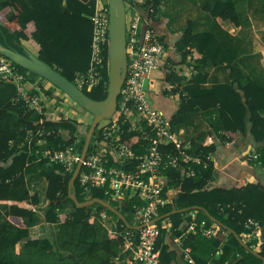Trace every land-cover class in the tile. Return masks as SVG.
I'll return each instance as SVG.
<instances>
[{
    "label": "trees",
    "instance_id": "1",
    "mask_svg": "<svg viewBox=\"0 0 264 264\" xmlns=\"http://www.w3.org/2000/svg\"><path fill=\"white\" fill-rule=\"evenodd\" d=\"M96 1H0V42L9 49L22 52L21 45L24 41L33 48L40 60L74 82L78 73H87L92 68L93 23L88 16L94 14ZM159 1L152 0L147 6L151 5L157 12ZM246 4L247 0L216 1L212 5H204L203 10L213 17L231 22L235 27L245 29L250 27ZM163 45L167 51L166 45ZM174 48L180 56L181 64L190 60L196 69L197 66L204 67L208 60L214 59L217 42L211 33L194 34L192 23L188 22ZM102 56V66L96 76L98 81L89 88H81L86 96L95 101L103 100L107 93L108 41L103 43ZM173 65L170 61H165L164 66L162 65L163 82L172 86L171 93H179V107L168 121L171 130L176 132L175 127L184 123L185 116L189 113H214L218 115L225 132L221 145L230 147L244 136L249 124V132L254 142H262V147L257 149L255 158L250 163L259 164L263 170L264 87L245 75L240 68L227 66L225 69L230 82L202 88L201 85L207 82L208 74L198 72L179 88L175 86H178L180 77L171 67ZM18 70L24 72L21 68ZM15 94L13 85H0V204L8 206L6 219L0 223V264H112L115 259L127 257L130 250L124 237L127 233L137 234L136 230L126 227L122 220L98 204L75 207L68 199V182L72 173H65L61 163L44 159L40 151H37L39 148L36 143L42 138L51 152L64 151L76 137L85 136L89 125L72 119L50 120L44 116V109L39 113L36 107L22 100L15 101ZM118 125L117 134L121 142L135 156L143 154L149 142L143 140L140 133L130 130L127 122L119 120ZM41 126L50 130V133L40 137L37 131ZM63 131L68 134L67 139L62 136ZM105 142L100 128L96 129L93 146L99 148ZM217 146L210 134L200 135L196 140L191 139L187 146L181 144L179 149L173 143L158 146L163 154L170 153L178 158L187 155L191 159L187 163L180 162L177 168L160 169L165 177L163 196L168 202L158 209L157 215H164L173 209H188L165 219L170 223V230L166 232L162 229L155 245L159 250L160 264L183 263V254L181 256L177 251L171 250L165 240L169 235H181L183 226L186 225L187 229L194 222L187 217L193 211L192 208H201L214 219L212 221L202 211H197V224L204 221L205 228L216 229L210 238L203 237L198 229L183 238L182 248L190 249L194 264H207L219 250L221 254L218 264H261L259 258L244 249L234 235L219 224L242 237L252 231L246 225L248 220L256 221L262 232L263 241L259 247L260 255L264 257V183L259 180V176L263 178L264 173L257 172L254 182L244 184L238 180L229 187L213 185L211 176ZM193 159L200 162H193ZM137 164L138 161L134 160L125 164L124 168L130 169ZM190 172L192 176H187L186 173ZM32 174L38 175L46 183L44 196L48 205L44 220L46 223L59 225L57 238L60 252L54 249L52 238L30 237L27 224L33 221V208L40 202L39 194H30L26 188L25 180ZM169 191L176 192L171 200L168 199ZM74 192L79 202L91 198L107 200L104 189L91 188L85 193L77 179ZM67 202L71 203L73 211L58 212L57 210L64 209ZM110 205L119 211L130 210L128 202H110ZM94 207L96 213L93 215ZM102 211L116 219L114 230H109L101 221ZM163 220L155 224L160 227ZM221 231L227 233L224 241L218 237ZM49 236L51 237L50 233ZM258 240L246 241V244L251 248L259 243Z\"/></svg>",
    "mask_w": 264,
    "mask_h": 264
},
{
    "label": "built area",
    "instance_id": "2",
    "mask_svg": "<svg viewBox=\"0 0 264 264\" xmlns=\"http://www.w3.org/2000/svg\"><path fill=\"white\" fill-rule=\"evenodd\" d=\"M151 1L124 0L127 68L118 98L117 111L107 125L100 127V132L106 142L96 148L93 146L94 135L92 136L93 139H91L77 176L78 183L85 193L91 188H102L107 197L106 202L109 204L110 202L130 204L129 213L135 224L144 226L136 230L137 234L127 233L124 238L134 260L140 264H160L159 250L155 246L156 241L162 229L169 230L155 223L150 224L158 209L168 202L163 196L165 177L160 173V169L177 168L180 162L187 163L191 160L187 155L178 158L170 153L163 154L158 150L160 144L173 143L179 149L181 143L176 132L171 130L163 113L154 109L147 97L146 85L152 73L161 70L166 53V48L160 42L155 30L139 12V9H148L144 11L154 16L156 14L154 8L151 5L147 6V3ZM88 18L93 23L92 68L87 73H78L75 76L74 84L80 89L89 88L98 81L96 76L103 62V43L108 41L107 3H99L97 0L95 12ZM30 75L29 71H19L13 62L0 54V85H13L16 93L15 101L22 100L42 113L45 105V99L42 97L44 93L40 86L30 82ZM45 116L48 119L51 117ZM119 120L127 122L130 130L140 133L141 138L149 142V146L140 156H135L121 142L117 134ZM152 133L154 136H151ZM43 157L51 162L61 163L64 171L71 173L79 160L80 153L77 155L67 150L58 152L48 150L43 153ZM134 160L138 161L137 166L130 169L124 168L125 164ZM192 161L200 162L198 159ZM186 175L192 176L191 172ZM100 217L104 222L107 215L101 213ZM187 217L194 221L187 227L188 233H195L198 229L204 237L210 238L214 235L215 229L205 228L204 221L196 223L197 211L190 212ZM246 225L252 228V231L249 235H243L244 239L247 242L259 239V224L248 220ZM184 253L185 259L191 262L190 251L184 249Z\"/></svg>",
    "mask_w": 264,
    "mask_h": 264
},
{
    "label": "crops",
    "instance_id": "3",
    "mask_svg": "<svg viewBox=\"0 0 264 264\" xmlns=\"http://www.w3.org/2000/svg\"><path fill=\"white\" fill-rule=\"evenodd\" d=\"M216 1L225 2L226 0H160L158 10L154 15L153 20L150 14H147L143 10L140 12L139 10L142 17L148 20L150 27L155 30L158 38L161 39L167 47L163 66L165 61L168 63L170 61L174 64L171 67L180 77V81L177 83L178 86L175 87L179 88L183 87L187 81H189L198 72L208 74L207 82L201 85L202 88H210L214 84L230 82L228 71L225 69L227 66L240 68L245 75L249 76L253 81L264 87V0H247L246 12L250 21V27L245 29L235 27L231 22L224 21L218 17H213L208 12L203 10L204 5H212ZM188 22L192 23V31L194 34L208 32L216 39V56L213 60H208L204 67L197 66V68L194 69L190 60L181 64L180 56L175 51V43L180 38L181 33L186 29ZM21 46V50L25 48L35 55L33 48L24 41ZM32 74L33 73L29 76L30 82L40 86L45 94L42 96L45 99V105L43 106L44 116H51L49 117L50 120L72 119L76 122L89 125L87 120H85L82 116H79L81 114L75 115L76 108L73 107V103L71 101L65 99L67 96L64 93H62L50 82L49 83L53 87L50 86L48 81L37 77V75L33 76ZM163 77L164 71L162 68L159 71L153 72L148 84L146 85V91L150 105L154 109L162 112L167 121H170L173 114L179 107V93H171L170 90H172V86L165 84L163 82ZM47 92H49L50 95H48ZM45 96H47V98H45ZM62 106L65 109H69L67 115L63 114L65 109L61 108ZM60 114L63 115L60 116ZM75 116H78V118ZM84 116L86 117V115ZM185 118L186 120L184 123L178 124L175 127L176 134L178 135V139L181 144L187 146L191 139L196 140L200 135L210 134L212 140L218 145L216 153L213 157L214 171L211 176L213 185L218 187H229L238 180H241L244 184L254 182V180H256V173H260L259 170L256 169L259 164L251 165L250 162H252V158H255L257 149L262 147V142H254L253 137L249 132V124H247L245 134L240 140H238L233 146L224 147L221 145V139L225 135V132L217 114L213 113L211 115H207L204 112H196L187 114ZM37 133L41 137L50 133V130H46L41 126ZM62 136L65 139L68 138V134L64 131L62 132ZM76 141L77 137L72 144L65 148V150L70 153H74L78 146ZM36 147L39 148L37 151H40L42 158H44L43 153L50 150L48 148V144L43 138L38 140ZM73 171L71 173H73ZM262 171V173H264V169ZM259 177V180H262L263 184L264 177ZM25 184L30 194L37 192L40 196L39 204L33 208L35 217L31 223L27 224L30 237L35 238L47 236L50 239L52 238L54 249L57 252H60L57 238L59 225L46 223L44 220V212L48 205V201L44 196L46 186L45 181L38 175L32 174L26 178ZM175 193L176 192L169 191L170 198L168 199L171 200ZM92 206H96V204H93ZM7 210V205L0 204V223L4 222L6 219L5 213ZM191 210H193V208ZM57 211L60 213H70L73 211L71 203L67 202L64 209ZM119 212L128 221L126 215L121 211ZM95 213L96 208L94 207L92 214L94 215ZM101 213L106 214L105 211H102ZM129 215L131 216L130 213ZM187 216H189V214ZM156 217H159L157 213L154 218ZM167 218H164V220L161 219L163 221L160 226H164L170 230V223L165 221ZM211 220L213 221L214 219ZM131 222L128 221L130 225L136 226L135 223ZM115 224L116 219L107 215L104 220V225L112 231L114 230ZM219 225L221 227V224ZM165 231L168 232V230ZM49 233L51 234V237L49 236ZM187 235L188 232L186 231V225H184L181 235H169L165 241L170 246L171 250L177 251L181 256L183 254L184 261L182 264H194L192 258L191 262H188L187 259H185L184 249H188L189 251L190 249L182 248L183 238ZM226 236L227 233L224 231H221L218 234L221 241H224ZM259 237V243L257 245L255 244L253 247L251 246V248L260 254L259 246L263 241L261 231H259ZM241 238L246 243L244 237L242 236ZM130 254L131 253H129V255L125 258L113 260L112 264H140L135 261L132 254ZM220 254L221 250L217 251L207 264H218ZM248 262L252 263V260L248 259Z\"/></svg>",
    "mask_w": 264,
    "mask_h": 264
},
{
    "label": "water",
    "instance_id": "4",
    "mask_svg": "<svg viewBox=\"0 0 264 264\" xmlns=\"http://www.w3.org/2000/svg\"><path fill=\"white\" fill-rule=\"evenodd\" d=\"M107 7L109 15L108 83L106 97L101 101H95L86 96V94H84V92L73 82L67 80L57 70L40 60L36 55L25 48L22 50V52H18L3 46L0 42V54L7 57L18 67L30 71L38 77L50 82L68 98H70L75 104L92 115L91 123L87 133L84 136L83 148L79 160L68 182V199L71 200L77 208L89 207L93 204H98L116 215L120 220H122L126 227L132 230H139L144 226L143 224L136 226L130 225L124 216L108 202L98 198H91L83 202H79L74 192V183L82 167V162L86 156L92 136L101 121L111 120L115 115L117 111L118 98L126 76V9L124 0H107ZM256 169H258L260 173L263 172L260 168V165H258ZM187 210L188 209H173L171 212L153 218L150 221V224H154L157 221L167 218L172 214L186 212ZM193 210H201L208 217H210L208 213L201 208H193ZM221 227L231 232L244 249H246L253 256L259 258L261 260V264H264V257L250 248L234 231L226 228L222 224Z\"/></svg>",
    "mask_w": 264,
    "mask_h": 264
},
{
    "label": "rangeland",
    "instance_id": "5",
    "mask_svg": "<svg viewBox=\"0 0 264 264\" xmlns=\"http://www.w3.org/2000/svg\"><path fill=\"white\" fill-rule=\"evenodd\" d=\"M98 2L99 3H103V2H106L107 3V0H98ZM127 18H128V16H127ZM17 68L19 69L20 67H18L17 66ZM22 69V68H21ZM23 71H25V69H23ZM33 76H36V75H34V74H32ZM38 77V76H37ZM43 79V78H42ZM44 80V79H43ZM49 83V82H48ZM50 84V83H49ZM50 86L51 87H53L51 84H50ZM66 97V96H65ZM65 99H67V100H69V101H71L72 103H73V107H75L76 108V111H75V115H77V114H81V115H79V116H82L85 120H87V123H89V125H90V123H91V119H92V115L90 114V113H88L87 111H85V110H83L80 106H78L77 104H75L70 98L68 99V97H66ZM61 108H64L63 106L61 107ZM74 108V109H75ZM65 109V108H64ZM69 112V109H65V111L63 112V114H66L67 115V113ZM77 112V113H76ZM72 113H74V112H72ZM63 114H60V116L61 115H63ZM83 114V115H82ZM84 115H86V117L84 116ZM76 118H78V116H75ZM110 122V120H103V121H101L99 124H98V127H97V129H99L101 126H105V125H107L108 123ZM93 139V138H92ZM77 144H78V146H77V149L75 150V153L78 155L79 153H81V151H82V148H83V143H84V136H79V137H77ZM121 212L123 213V214H125L126 215V217L128 218V221L129 222H131V223H135V221H134V219L133 218H131V216L129 215V213L127 212V211H123V210H121Z\"/></svg>",
    "mask_w": 264,
    "mask_h": 264
},
{
    "label": "clouds",
    "instance_id": "6",
    "mask_svg": "<svg viewBox=\"0 0 264 264\" xmlns=\"http://www.w3.org/2000/svg\"><path fill=\"white\" fill-rule=\"evenodd\" d=\"M17 66V65H16ZM27 71V70H26ZM30 72V71H29ZM31 73V72H30ZM74 83V82H73ZM97 129V128H96ZM96 131V130H95ZM94 135V134H93ZM240 237V236H239ZM241 238V237H240ZM242 239V238H241Z\"/></svg>",
    "mask_w": 264,
    "mask_h": 264
}]
</instances>
